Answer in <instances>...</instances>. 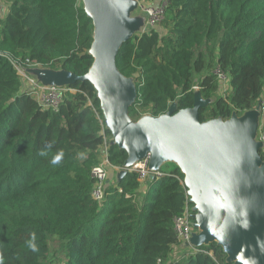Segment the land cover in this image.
<instances>
[{"label": "trees", "instance_id": "trees-1", "mask_svg": "<svg viewBox=\"0 0 264 264\" xmlns=\"http://www.w3.org/2000/svg\"><path fill=\"white\" fill-rule=\"evenodd\" d=\"M6 3L0 14L3 264H236L217 241L173 257L179 243L173 218L186 199L184 172L175 162L161 164L142 189L139 171L124 169L115 184L105 183L102 200L92 198L90 171L102 147L113 166L123 168L127 158L105 125L96 89L88 80L66 84L57 108H44L22 89L10 60L84 75L94 60L92 20L82 0ZM209 43L212 62L201 50ZM115 62L135 86L133 121L164 114L171 104L191 107L195 84L207 101L201 121L240 116L264 93V0H167L163 19L134 32ZM215 66L227 74L225 94ZM60 152V164L52 165ZM260 156L264 164L262 150ZM53 237L62 258L50 256Z\"/></svg>", "mask_w": 264, "mask_h": 264}, {"label": "water", "instance_id": "water-1", "mask_svg": "<svg viewBox=\"0 0 264 264\" xmlns=\"http://www.w3.org/2000/svg\"><path fill=\"white\" fill-rule=\"evenodd\" d=\"M135 1L140 0H82L93 23V63L81 76L49 69L52 82L47 84L88 80L94 86L105 125L114 143L127 152L123 170L147 156L152 170L161 166L164 156L179 162L196 208L198 232L192 234L191 244L217 241L229 261L264 264L262 143L251 140L256 111L201 121L199 109L207 101L197 90L191 107L176 110L171 104L164 114L133 121L128 108L136 98L135 86L115 60L122 43L142 24L129 16Z\"/></svg>", "mask_w": 264, "mask_h": 264}, {"label": "built area", "instance_id": "built-area-1", "mask_svg": "<svg viewBox=\"0 0 264 264\" xmlns=\"http://www.w3.org/2000/svg\"><path fill=\"white\" fill-rule=\"evenodd\" d=\"M166 3L167 0H157L156 4L141 5L142 10L144 11L147 17V24H149L150 26H155L158 22L163 19L164 7ZM145 29L147 28L145 27L143 30ZM10 60L20 78H25V90H27L33 96V98L44 108H57L63 92L67 90L66 86L57 84H47L33 77L30 74V68L38 66L37 63L31 62L29 60L21 62L19 60H16L15 58H10ZM213 73L215 74L217 80L220 82V92L222 94H225L224 91H226L227 86L229 89L227 74L217 66L213 68ZM192 89L194 91H197L199 90V87L197 84H195L192 86ZM260 125L261 127L259 126L257 140L262 143L261 150L264 154V123H261ZM149 158L150 157L147 156L142 161L133 164L127 169L137 170L140 173V177L144 176L148 167ZM112 167L114 168L117 166H113L112 164H110L107 157V146L104 145L102 147L98 163L93 165L90 171V174L94 179V185L91 191V196L96 201H100L104 197V188L108 176V169ZM150 174L158 175L160 174V171L158 169L150 170L148 175ZM180 182L186 188L184 179ZM185 198V204L182 212L180 214L175 215L173 218V226L176 233V237L179 242L189 244L191 247V252H193L197 250L195 245L192 246L190 241L192 234L194 233V229L197 228L195 225V218L193 217L196 213V208L195 204L190 200L191 197L187 191V188ZM157 264H161L160 259L157 260Z\"/></svg>", "mask_w": 264, "mask_h": 264}, {"label": "rangeland", "instance_id": "rangeland-1", "mask_svg": "<svg viewBox=\"0 0 264 264\" xmlns=\"http://www.w3.org/2000/svg\"><path fill=\"white\" fill-rule=\"evenodd\" d=\"M6 1L7 0H0V5H3V4L6 5L7 4ZM145 2H147V1L146 0L135 1L136 6L133 9V11L130 12L129 16L133 20L137 21L139 24L142 23L141 25L148 28L150 25L146 23L147 17L141 8L142 3H145ZM135 32H139V26L137 27ZM201 50L205 53L206 58L212 62L214 59V54H215L214 53V43L213 44L212 43L204 44L201 47ZM38 67H39V65H38ZM24 80H25V78L22 77L21 78L22 85H25ZM40 81H42V80H40ZM227 90H228V86L226 88V91H224V93H226ZM202 100H204V99H202ZM204 101H206V100H204ZM253 109H255V111H256V129H255L254 134L251 136L252 141L257 140V136H258V132H259V126L261 127L260 124L264 123V93H263L262 97L257 101V104L255 105V107ZM144 116H146V114L142 115L141 118H143ZM164 162H175V163L179 164V162L171 156H164L162 159V164ZM150 170H152V167L150 166V158H149L148 167L146 169L145 175L140 177L141 178V189L144 185H146L147 178L149 177L148 174H149ZM122 171H123V168H120V167L110 168L109 172H108L107 179H106V184L109 183V181H114V182L117 181V178L122 173ZM139 198H140V196H139ZM194 232H198V228H195ZM177 246H178V248L176 250H174V252H173V257L181 258L183 256H186L191 251V247L189 244L179 242L177 244ZM192 246H194V245L192 244ZM50 256H52L53 259L54 258L57 259V257H61V258L63 257V254H62L61 250L59 249V241L54 237L51 238V241H50Z\"/></svg>", "mask_w": 264, "mask_h": 264}, {"label": "crops", "instance_id": "crops-1", "mask_svg": "<svg viewBox=\"0 0 264 264\" xmlns=\"http://www.w3.org/2000/svg\"><path fill=\"white\" fill-rule=\"evenodd\" d=\"M141 1V0H140ZM147 2L145 3H142L143 5L145 4H156L157 3V0H146ZM6 10V5L3 4V5H0V14L4 13ZM145 27L143 25H140L139 26V31H142ZM49 69H45V68H42V67H38V66H34V67H31L30 68V74L33 75L35 78H37V80H42L46 83H50L52 82L51 78H49ZM22 89L25 90V85H22ZM110 169V168H109ZM109 169H108V172H109ZM118 177V176H117ZM116 177V178H117ZM118 179V178H117ZM110 180V179H109ZM111 182L112 184H115L116 181H109ZM145 186V185H144ZM144 186L142 188H144ZM178 247H176L175 249H177Z\"/></svg>", "mask_w": 264, "mask_h": 264}, {"label": "clouds", "instance_id": "clouds-1", "mask_svg": "<svg viewBox=\"0 0 264 264\" xmlns=\"http://www.w3.org/2000/svg\"><path fill=\"white\" fill-rule=\"evenodd\" d=\"M51 147V145H48L47 146V148H50ZM42 156H46L48 153H47V151L46 150H41V153H40ZM62 157H63V153L62 152H60V153H58L57 155H55L52 159H51V161H50V163L52 164V165H58V164H60V162H61V160H62ZM34 247V246H33ZM0 264H3V261H2V258H0Z\"/></svg>", "mask_w": 264, "mask_h": 264}]
</instances>
